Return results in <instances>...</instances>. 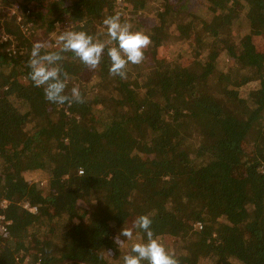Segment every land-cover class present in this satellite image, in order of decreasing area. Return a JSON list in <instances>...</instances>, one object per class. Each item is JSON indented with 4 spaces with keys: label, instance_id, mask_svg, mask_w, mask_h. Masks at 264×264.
<instances>
[{
    "label": "trees",
    "instance_id": "obj_1",
    "mask_svg": "<svg viewBox=\"0 0 264 264\" xmlns=\"http://www.w3.org/2000/svg\"><path fill=\"white\" fill-rule=\"evenodd\" d=\"M126 1L135 12L148 4ZM22 2L32 32L0 25V213L11 221L0 264H123L147 236L137 229L121 249L114 237L145 214L178 264H264V0H165L124 79L110 75L107 49L92 71L63 53L65 94L78 86L84 98L63 105L29 77L36 38L69 19L117 46L103 21H124L123 2ZM165 39L169 58L157 50ZM45 44L58 51L53 38ZM33 170L46 173L42 184L26 178Z\"/></svg>",
    "mask_w": 264,
    "mask_h": 264
},
{
    "label": "clouds",
    "instance_id": "obj_2",
    "mask_svg": "<svg viewBox=\"0 0 264 264\" xmlns=\"http://www.w3.org/2000/svg\"><path fill=\"white\" fill-rule=\"evenodd\" d=\"M107 30L109 43L115 41L117 46L108 47L105 43L94 39L84 31H62L58 37V51H43L47 48L44 42L37 41L32 46L28 61L29 77L36 87H43L46 100L50 103L63 105L65 103H83L84 98L78 88L73 86L70 95L65 94L68 83V73L62 72L58 62L63 60V53H74L89 69L95 70L105 54L110 59L109 73L121 79L127 76L129 63L139 65L144 59V50L150 45L148 35L133 31L128 23H122L119 14L107 17L103 21ZM152 219L148 215H140L133 222L132 228L123 227L114 237V243L119 249L127 241L134 240V229L143 230L147 239L144 242H133L129 251L123 255V264H178V260L154 236L151 229ZM110 254V253H109Z\"/></svg>",
    "mask_w": 264,
    "mask_h": 264
},
{
    "label": "rangeland",
    "instance_id": "obj_3",
    "mask_svg": "<svg viewBox=\"0 0 264 264\" xmlns=\"http://www.w3.org/2000/svg\"><path fill=\"white\" fill-rule=\"evenodd\" d=\"M171 3H175L176 0H169ZM5 2L7 4H5ZM9 2V3H8ZM120 2V1H118ZM123 4L121 3L120 6H123L121 9V13H122V19H124V21H122V23H128L131 25L132 30L133 31H139L142 32L144 34H147L149 32H151L152 28H154L155 25L158 24V15H157V11L160 10V8L162 7V5L164 4L165 0H148V4L143 8L140 9L138 12L134 11V8L132 5V2L130 1H126V0H122ZM22 0H2L0 2V25L5 23V22H11V21H15L16 23H21L22 25V30L23 31H31L33 30V22L31 20H28L27 17H25L21 10V5H22ZM128 4V5H127ZM125 6V7H124ZM6 15L3 16V14ZM28 12V11H27ZM233 14H235L234 16L238 17L237 11H233ZM68 18V17H67ZM34 22H36L37 24H41L42 22L36 21V19H34ZM171 24V23H170ZM5 25H2V28L0 27V31L3 30ZM213 27H210V29L213 30ZM65 30H69V31H74L73 28V24L69 21V19H66L65 21H62L61 19H59L56 22V27H54L53 32L42 41V39H40L41 42H47V44H49V42L51 41V38L54 39L55 41V46L57 48V50H59L60 45L58 44V37L61 34L62 31ZM30 32V33H31ZM29 34V33H28ZM41 36V32L39 33ZM6 35V34H5ZM0 37H2L0 35ZM6 39V38H5ZM37 38H36V42H37ZM174 41V40H172ZM192 41V40H191ZM258 41V45L263 48L264 47V41L262 37H258L257 38ZM170 40L169 39H165L164 41L161 40L160 41V48H157V50L159 51V55L160 56H165L167 58L170 57V52H171V47L169 46L170 44ZM177 48L181 49L183 48L184 44L182 43H177ZM175 47V46H174ZM67 58H66V62H67ZM59 64V63H58ZM60 66V65H59ZM229 82V81H228ZM237 84V83H235ZM95 109H98L95 108ZM99 113V118L105 120L106 115L105 112L107 111L105 108L103 109H99L98 110ZM40 118H44V116H42L41 114H37ZM45 119V118H44ZM43 121H40V125H42ZM259 136L258 131L254 132V136L253 139H256V137ZM44 148H47V146L45 144H43ZM251 157H254V153L250 154ZM26 178L30 181H34L37 183L42 184L43 181L46 179L47 175L45 172L40 171V170H33V171H28L25 174ZM137 218V216H131L130 218H128L125 227L126 228H132L133 227V222L135 221V219ZM188 223V222H186ZM137 232V229H134V234ZM129 241L126 242L125 246H128ZM124 246V247H125Z\"/></svg>",
    "mask_w": 264,
    "mask_h": 264
},
{
    "label": "built area",
    "instance_id": "obj_4",
    "mask_svg": "<svg viewBox=\"0 0 264 264\" xmlns=\"http://www.w3.org/2000/svg\"><path fill=\"white\" fill-rule=\"evenodd\" d=\"M5 38H6V36L4 34L3 39H5ZM7 205H8L7 200H3L2 206L7 207ZM24 207L29 209L32 212H37V210H38L37 206H31L29 203H25ZM10 223H11V221L5 220V216L0 213V236L1 237H5L8 235L9 230H8L7 225H9ZM198 225H199V227H202V224L200 222L198 223Z\"/></svg>",
    "mask_w": 264,
    "mask_h": 264
}]
</instances>
